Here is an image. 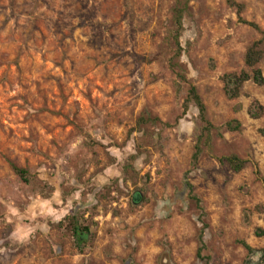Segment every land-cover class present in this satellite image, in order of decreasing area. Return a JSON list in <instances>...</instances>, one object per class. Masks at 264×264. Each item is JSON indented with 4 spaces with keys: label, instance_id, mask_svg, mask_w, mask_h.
<instances>
[{
    "label": "rangeland",
    "instance_id": "rangeland-1",
    "mask_svg": "<svg viewBox=\"0 0 264 264\" xmlns=\"http://www.w3.org/2000/svg\"><path fill=\"white\" fill-rule=\"evenodd\" d=\"M177 1L0 0V264H264V0Z\"/></svg>",
    "mask_w": 264,
    "mask_h": 264
},
{
    "label": "trees",
    "instance_id": "trees-1",
    "mask_svg": "<svg viewBox=\"0 0 264 264\" xmlns=\"http://www.w3.org/2000/svg\"><path fill=\"white\" fill-rule=\"evenodd\" d=\"M193 0H178L176 7L174 9V20L176 25V44L180 47L179 38L181 35V32L184 28V17L185 14L188 11L189 4ZM228 2L232 6H236L241 8L242 6L240 4H237L234 0H228ZM250 25L256 26V24L251 23ZM264 40H259L253 43L247 50L245 63L248 67L252 69V74L248 73L247 71H243L240 75H234V83L236 84L235 88L232 90H229V94L232 97H237L240 95V89L242 88L243 84L253 79L258 84L264 83V77L262 74V70L260 68H257L258 64L264 59ZM195 104V106L198 108L200 112V117L203 121L206 122V106L199 95L197 89L195 87H192L189 93V97L185 103V111L189 109L190 104ZM227 127L230 130H236L239 129L238 124L235 126L233 123H229ZM201 154V149L198 147V150L196 154L194 155V162L193 166H196L199 156ZM231 166L235 170H240L244 166V161L240 160L237 156H231L226 159ZM15 172L20 175L22 178L26 179L27 170L23 168H19L18 166H13ZM142 195L139 192H136L133 196V202L136 204H139L141 202ZM70 219V227L73 231V234L77 237V240L79 243H84L89 239L90 236V228L88 226H83L79 223L78 219L75 216H70L66 218L65 220ZM201 242L203 243V233L201 236ZM250 249V247L248 246ZM199 256H201V249L199 251ZM207 264V263H206Z\"/></svg>",
    "mask_w": 264,
    "mask_h": 264
}]
</instances>
